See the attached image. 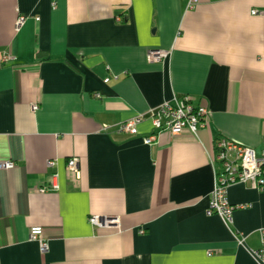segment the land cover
Returning <instances> with one entry per match:
<instances>
[{
    "label": "crops",
    "instance_id": "0c3cea01",
    "mask_svg": "<svg viewBox=\"0 0 264 264\" xmlns=\"http://www.w3.org/2000/svg\"><path fill=\"white\" fill-rule=\"evenodd\" d=\"M0 52V264H258L264 188L230 186V221L207 212L218 140L264 150V0H0ZM184 96L206 127L145 144Z\"/></svg>",
    "mask_w": 264,
    "mask_h": 264
},
{
    "label": "built area",
    "instance_id": "2783aa9c",
    "mask_svg": "<svg viewBox=\"0 0 264 264\" xmlns=\"http://www.w3.org/2000/svg\"><path fill=\"white\" fill-rule=\"evenodd\" d=\"M208 2H218L224 0H207ZM202 0H188V9H193ZM257 12H253L256 14ZM25 21L24 17L18 19V27ZM170 51L165 49H151L147 53V60L150 63H161L168 59ZM16 60L11 55L0 52V64L13 63ZM32 111L39 108L37 104H32ZM207 110L195 105L189 96H184L176 100L173 104L165 102L147 116L151 120L154 132L144 139L145 144H152L157 139V134L166 132L172 137H178L184 132H189L197 136L198 132L207 125ZM145 115L137 116L126 121L119 126V130L125 133L136 132L139 123L146 119ZM215 163L216 180L210 198V209L208 215H219L230 221L235 209L228 199V188L235 184H245L255 189L264 188V150L258 154L255 149L239 145L226 138H221L216 143ZM50 162L48 165L51 166ZM14 167L11 161L0 162V170H9ZM70 171L80 175L77 169V160L71 159L68 162ZM42 192L44 190H41ZM90 224L100 228H119V221L116 218L92 216ZM30 240L39 244L40 251L46 253L49 249L48 243L44 240L41 227H34L30 230ZM258 264H264V229L261 230V246L254 253Z\"/></svg>",
    "mask_w": 264,
    "mask_h": 264
}]
</instances>
